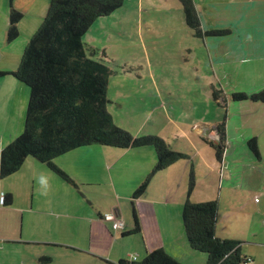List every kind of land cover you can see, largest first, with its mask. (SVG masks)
<instances>
[{
  "label": "crops",
  "instance_id": "0c3cea01",
  "mask_svg": "<svg viewBox=\"0 0 264 264\" xmlns=\"http://www.w3.org/2000/svg\"><path fill=\"white\" fill-rule=\"evenodd\" d=\"M194 3L203 31L225 34L198 39L182 14L178 26L164 35V44L177 48L179 43L178 51L184 53L178 77L160 84L154 69L149 77L138 79L130 74L139 76L138 70L116 74L117 84L132 87L130 96L135 100L131 106L117 103L125 117L126 112L131 115L122 119L123 124L134 127L132 121L139 119L135 137L143 136L148 125L146 136L159 135L186 158L155 173L140 198H135L137 189L157 166L153 147L93 146L71 151L55 162L71 183L27 158L18 173L0 179V264H119L130 262L131 256L141 261L157 250H164L181 264H206L187 243L182 220L187 202H217V236L241 241L243 255L252 260L248 264H255V255L264 256V174L262 184L251 183L253 188L245 182L236 184L239 171H244L237 167L244 163L239 158L224 172L235 132L240 134L241 146L249 143L264 163V101L251 99L264 90V0ZM177 32L183 33V38H178ZM143 43L151 47L158 40ZM153 51L158 52L156 47ZM201 67L208 79L191 75L200 73ZM171 80L179 81L178 90L169 86ZM139 81H143L142 89L135 88L141 85ZM16 82L9 83L11 92L5 82L0 83V157L23 133L21 128L17 134H8L12 116H17V106L22 105L20 94L23 92L25 101L27 95ZM236 93L247 99L236 102ZM173 140L177 147L169 144ZM217 144L225 147L221 171L216 163L220 160L206 147ZM241 193L249 196L242 198ZM257 193L262 195L259 201L254 199ZM113 216L125 222V230H112L108 219ZM135 219L138 231H134Z\"/></svg>",
  "mask_w": 264,
  "mask_h": 264
},
{
  "label": "trees",
  "instance_id": "16d2710c",
  "mask_svg": "<svg viewBox=\"0 0 264 264\" xmlns=\"http://www.w3.org/2000/svg\"><path fill=\"white\" fill-rule=\"evenodd\" d=\"M178 1L186 24L196 38L225 34L224 31L204 32L194 0ZM15 2L10 0L9 44L19 38V23L24 18L15 8ZM123 4L124 0H51L48 13L25 48L17 70L0 71V79L11 76L30 89L24 132L2 150L0 179L15 175L27 158H33L71 183L55 165L58 158L71 151L93 146L117 149L153 147L158 156L157 166L137 189L135 198H140L155 173L186 158L158 137H133L115 125L107 110L109 81L115 72L107 66L105 53L97 58V50L87 47L83 37L95 21L110 16ZM217 98L215 92L214 99ZM233 98L242 102L247 96L236 93ZM251 99L264 101V92ZM217 148V157L221 160L225 147L220 144ZM253 150L258 156L257 150ZM218 217L217 202L185 204L182 220L190 249L207 254V264L251 262L242 253L241 241L217 236ZM135 223L134 231H138L137 219ZM119 264L181 263L164 250H157L141 261H121Z\"/></svg>",
  "mask_w": 264,
  "mask_h": 264
},
{
  "label": "rangeland",
  "instance_id": "374dc122",
  "mask_svg": "<svg viewBox=\"0 0 264 264\" xmlns=\"http://www.w3.org/2000/svg\"><path fill=\"white\" fill-rule=\"evenodd\" d=\"M50 1L51 0H16L15 8L24 15V18L19 23V38L12 44H8L6 36L10 25V0H0V71L17 70L25 48L28 46L32 37L38 32L48 13ZM182 14H184V12L178 0H124V4L120 9L110 16L95 21L83 37V43L87 47H92L97 50V58H101L102 54L105 53L107 66L115 72V75L111 76L109 81L108 99L112 103L108 104L107 110L112 114L115 125H119L120 127L125 126V128L130 130L127 132L133 137L136 136V132H138V127L136 126L140 124L141 121L139 119L137 121H132L134 127L123 124L122 119L128 118V116L131 115L126 112L125 117L124 109L119 108L117 105V103L120 102L127 106H131L130 104L135 102L131 97L132 87L130 85L121 86L117 84L118 77L116 74H125L124 72H128L129 70L130 72L138 70L137 73L139 76H137L136 73H130L134 78L138 79V77H149L154 69L155 76L159 78L160 84H162V80H167V78L170 79L172 76L178 77L179 66L182 62L181 56L184 55V53L178 51L180 48L179 43L177 48L172 47L175 45H169V43L164 44V41H166L164 35L167 34V31L169 33L172 32V27L178 26L181 17H183ZM182 35L183 33L180 35L177 32L178 38H183ZM141 37H143V41L140 40ZM154 39L158 40L155 46L150 43V40L153 41ZM143 42L151 44V47H148ZM155 47L158 52L153 51ZM195 56V54L192 56L194 62H196L195 59L198 57ZM200 69L202 70L200 73H191V75L208 79L206 71H203V67ZM165 70L169 71V73ZM11 78V76H7L0 79L2 85H4V82L6 83L5 86L8 87V90L11 88V85L16 82L11 80ZM139 82L141 85L134 86L136 89H142L143 81ZM177 82L179 81L176 80V82H173L171 80L169 86L174 90H178L179 85L176 84ZM9 83L13 84L10 85ZM16 84L21 85L19 87L22 88V91H27V95L25 101L23 92L20 94L22 105L18 104L17 106V116H12V130H10L8 134H17V130L21 128L22 132H24L26 112L30 100V89L20 82H16ZM144 87L148 88V84H144ZM147 88H145V90H147ZM227 88L230 89V87ZM9 92H11V90H9ZM262 92H264V90L258 91L255 95L260 96ZM177 95L180 96V93ZM136 102L139 103V101ZM209 103H214L210 95ZM157 115H159V112ZM156 117L158 118V116ZM148 128V125L145 126V131L142 133L143 136H146L145 132L148 131ZM161 135L165 137L164 133H161ZM239 136L240 134L235 132L233 136L234 147L225 159L224 172L227 173L226 170L231 168V166L229 167L230 163L239 158L240 162L244 163L242 165L239 164L237 167L244 168V171H239V175L241 176L237 177L239 181H237L236 184H243L245 182L244 185L246 187L251 185V183L262 184L261 178L264 174V163L259 162L253 147H250L249 143L246 142L244 148L241 146ZM156 137L160 138L159 135H156ZM168 142L171 146H178V143L176 141L174 142V140ZM219 146L220 144H217V147ZM206 147L213 154L214 158L217 159L218 148L215 146L213 148L210 145H206ZM261 150L264 154V148ZM245 151H247V153H244ZM216 163L221 171L222 161L220 160V164L217 161ZM253 166L255 169H251ZM23 184H25V180ZM254 185L255 184L251 185L250 188H253ZM257 188L260 187L257 186ZM240 196L246 199L249 195H247V193H241ZM254 199H258L259 201L262 199V195L257 193ZM250 221H253V219ZM193 253H195L197 257L205 259V261L208 259L207 254L200 252ZM255 256V264H263L264 256L260 254Z\"/></svg>",
  "mask_w": 264,
  "mask_h": 264
},
{
  "label": "built area",
  "instance_id": "2783aa9c",
  "mask_svg": "<svg viewBox=\"0 0 264 264\" xmlns=\"http://www.w3.org/2000/svg\"><path fill=\"white\" fill-rule=\"evenodd\" d=\"M116 217H109L108 220L111 221L112 223V230L117 232V231H122L125 230V222L121 221V220H117L115 219ZM137 261V257L136 256H131L130 257V262H136ZM250 263V260H248L247 264Z\"/></svg>",
  "mask_w": 264,
  "mask_h": 264
}]
</instances>
